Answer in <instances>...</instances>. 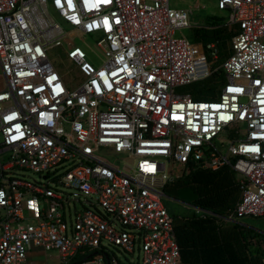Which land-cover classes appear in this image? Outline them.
<instances>
[{
  "label": "built area",
  "instance_id": "built-area-1",
  "mask_svg": "<svg viewBox=\"0 0 264 264\" xmlns=\"http://www.w3.org/2000/svg\"><path fill=\"white\" fill-rule=\"evenodd\" d=\"M218 7L235 32L222 91L203 101L176 89L208 78L220 51L176 36L190 12L169 0H0V264H29L31 249L59 264H124L113 249L182 264L164 197L199 169L230 168L239 198L197 214L264 235L242 225L264 217V0ZM63 23L100 36V66Z\"/></svg>",
  "mask_w": 264,
  "mask_h": 264
},
{
  "label": "rangeland",
  "instance_id": "rangeland-1",
  "mask_svg": "<svg viewBox=\"0 0 264 264\" xmlns=\"http://www.w3.org/2000/svg\"><path fill=\"white\" fill-rule=\"evenodd\" d=\"M169 4L171 8L188 11L190 12V22L191 27L183 28L178 30L176 36H186L191 41H193L199 48L200 51H204L207 55L209 54L208 48L204 46L203 43L196 38V29L208 26V27H215L221 26L223 28V39L215 45L218 47L220 53L217 59H212L213 68L211 75L204 79L197 82H194L189 85L180 86L176 89L178 93L181 94H194L198 96V100H215L219 97L222 91V83L224 80V71L222 70V64L224 61L229 57L232 39L228 38L230 34L235 32V27H232L228 23L229 18V11L228 10H221L218 7V0H169ZM66 32L74 33L75 34V42L78 46L83 48L87 54L88 59L95 64L96 66H100L106 59L105 51L98 46L97 41L100 38L97 34H88L81 31H78L76 28L70 27L67 24L63 23ZM233 38V36H232ZM222 46V47H221ZM221 47V49H220ZM49 56L55 65L59 68V70L63 73H66L67 79L72 78V73L68 70L73 68L74 65L67 60L64 47H53L49 50ZM4 82L3 78L0 76V89L3 88ZM20 175H23L28 180L31 181H40L39 174L34 173L32 171H22ZM202 189L193 183H189L188 179L183 176L171 183L166 188V196L164 197L166 206L170 210V212L174 215L175 219H179L180 221L184 219V217H193L194 214L199 213L198 208L196 205L197 198L200 196ZM236 198H231L229 200L230 204H234V200ZM237 201V200H236ZM236 204V202H235ZM234 204V205H235ZM232 205V206H234ZM77 208L80 209L82 206L81 202L76 204ZM230 208L224 209L226 212H229L232 209ZM223 210V211H224ZM71 211L74 214L75 212V205L72 202ZM200 214V213H199ZM242 225L247 228H256L259 231L264 233V217L261 218H254L248 217L242 221ZM228 226H231L230 229L227 230V234L230 236L235 235L237 236V229L238 226L234 225L233 222H230V225L224 223V229ZM237 228V229H236ZM234 231V232H233ZM233 233V234H232ZM247 242L252 247H248V253H255L259 255L258 259L255 261V264H262L264 263V235L261 233H252L248 232ZM239 241V238H237ZM248 244V245H249ZM239 250H242V246L239 244L237 245ZM251 247V248H250ZM116 254L119 256L121 261L124 264H143V256L142 254L136 250L135 253H124L123 251H119L118 249H113ZM59 253L56 251L50 252L49 256L46 258L45 253L40 256L39 261L41 263L46 264H59ZM77 259L74 262H78L83 260ZM34 263L37 264L38 260L35 259Z\"/></svg>",
  "mask_w": 264,
  "mask_h": 264
},
{
  "label": "trees",
  "instance_id": "trees-1",
  "mask_svg": "<svg viewBox=\"0 0 264 264\" xmlns=\"http://www.w3.org/2000/svg\"><path fill=\"white\" fill-rule=\"evenodd\" d=\"M233 35L234 33L230 34L228 38L232 39ZM223 36L221 26H203L196 29V38L206 47L212 43L218 44ZM195 98L198 99V96ZM185 177L189 183L202 189L195 205L202 209L225 214L224 209L230 208L239 198L237 180L230 168L199 169ZM231 198H236L234 204L229 203ZM217 220L216 217L200 216L197 213L190 218L184 217L181 221L175 219L182 264H255L259 255L248 253V233L238 226L237 236H230L226 233L230 228L224 229ZM238 244L242 246L241 251Z\"/></svg>",
  "mask_w": 264,
  "mask_h": 264
},
{
  "label": "crops",
  "instance_id": "crops-1",
  "mask_svg": "<svg viewBox=\"0 0 264 264\" xmlns=\"http://www.w3.org/2000/svg\"><path fill=\"white\" fill-rule=\"evenodd\" d=\"M224 227V225L222 226ZM227 228H231V226H228ZM258 229L255 228V231H257ZM44 252L43 251H40V250H37V249H31L29 251V264H35L34 263V260L37 259L38 260V263L37 264H46V263H41L39 261V258L41 255H43ZM255 254V253H254ZM46 256V254H45Z\"/></svg>",
  "mask_w": 264,
  "mask_h": 264
}]
</instances>
